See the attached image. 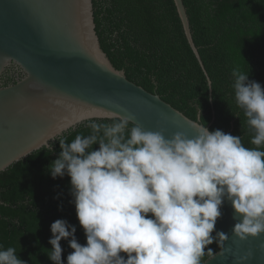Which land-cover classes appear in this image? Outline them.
Returning <instances> with one entry per match:
<instances>
[{"label":"clouds","instance_id":"clouds-1","mask_svg":"<svg viewBox=\"0 0 264 264\" xmlns=\"http://www.w3.org/2000/svg\"><path fill=\"white\" fill-rule=\"evenodd\" d=\"M231 75L253 148L200 124L191 125L192 138L183 132L165 138L162 128L146 130L127 116L91 122V134L71 142L58 139L61 151L48 171L53 179L70 177V202L86 244L77 241L74 225L55 220L48 254L54 264H63L62 239L74 250L67 264H203L206 255L226 251L227 235L215 231L225 199L234 210L236 237L264 233V88L238 68ZM55 140L49 136L45 145ZM214 242L218 253L208 247ZM251 256L239 257L238 264ZM0 264L24 261L14 247L0 246Z\"/></svg>","mask_w":264,"mask_h":264},{"label":"trees","instance_id":"trees-1","mask_svg":"<svg viewBox=\"0 0 264 264\" xmlns=\"http://www.w3.org/2000/svg\"><path fill=\"white\" fill-rule=\"evenodd\" d=\"M192 38L211 81V95L185 39L173 0H92L95 32L101 50L116 70L192 121L250 143L253 130L238 108L232 88L233 69L248 74L264 88V0H183ZM8 81V78H6ZM7 84V83H6ZM211 101V102H210ZM114 120L91 121L110 124ZM62 138L91 134L89 123ZM132 125H129V128ZM99 145H93L98 149ZM61 151L58 139L0 173V246L14 247L24 264H54L50 225L64 219L83 228L71 203L70 177L52 178L48 166ZM214 235V234H213ZM62 261L74 250L61 240ZM208 247L217 252L214 242ZM124 255V254H122ZM209 256L202 258L206 261Z\"/></svg>","mask_w":264,"mask_h":264},{"label":"water","instance_id":"water-1","mask_svg":"<svg viewBox=\"0 0 264 264\" xmlns=\"http://www.w3.org/2000/svg\"><path fill=\"white\" fill-rule=\"evenodd\" d=\"M173 2L211 95L183 0ZM9 68L20 74L11 84L5 82ZM122 116L146 130L162 128L165 138L176 132L192 138L196 130L191 125H202L200 112L196 121L190 120L112 66L95 32L92 0H0V173L50 148L56 140L46 146L49 136L60 139L85 123ZM213 120L212 109L208 129ZM220 211L215 231L227 235L226 251L203 264H238L249 252L252 256L243 264H264V233L242 241L232 231L231 203L225 199Z\"/></svg>","mask_w":264,"mask_h":264},{"label":"flooded vegetation","instance_id":"flooded-vegetation-1","mask_svg":"<svg viewBox=\"0 0 264 264\" xmlns=\"http://www.w3.org/2000/svg\"><path fill=\"white\" fill-rule=\"evenodd\" d=\"M19 77H20V74L18 73L16 69L9 68L6 74V78H8V81H5V82H7L8 84H11L15 82Z\"/></svg>","mask_w":264,"mask_h":264}]
</instances>
